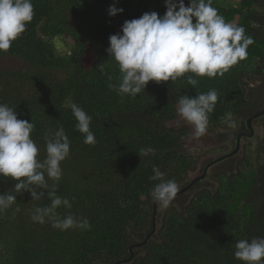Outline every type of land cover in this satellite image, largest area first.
Here are the masks:
<instances>
[{"label":"trees","instance_id":"1","mask_svg":"<svg viewBox=\"0 0 264 264\" xmlns=\"http://www.w3.org/2000/svg\"><path fill=\"white\" fill-rule=\"evenodd\" d=\"M32 2V21L7 52H0V103L15 107L18 119L34 123L31 137L40 159L46 156V134L63 125L70 154L61 162L56 194L72 206L57 211L61 217L86 218L90 227L62 231L50 222H33L34 207L50 204L47 190L40 200H32L28 191L17 194L16 204L0 213V264H244L234 257L236 242L264 237V136L235 171L215 173L213 182L196 188L181 207L172 202L158 211L156 203L154 216L150 192L158 181L149 177L156 166L182 188L197 168L198 158L187 147L194 132L177 112L181 95L217 90L207 132L228 131L223 118L232 113L240 123L237 134L264 105V99L248 95L255 79L261 80L264 95L263 0L212 2L226 22L242 25L252 38L246 59L222 76H194V88L186 80L191 73L176 81H149L135 97L109 87L119 83L120 72L106 51L108 37L144 12L162 16L164 0ZM113 4L123 11L109 16ZM58 36L71 40L60 52L54 42ZM72 103L92 116L94 145L84 143V134L76 130ZM149 147L154 155L139 156ZM16 182L0 177V194Z\"/></svg>","mask_w":264,"mask_h":264},{"label":"clouds","instance_id":"2","mask_svg":"<svg viewBox=\"0 0 264 264\" xmlns=\"http://www.w3.org/2000/svg\"><path fill=\"white\" fill-rule=\"evenodd\" d=\"M212 2L188 0L186 6L184 0H164L166 11L162 16L150 11L139 18L125 20L121 31L108 37L106 51L118 64L120 72L119 83L109 84V87L120 96L135 97L144 91L149 81H176L191 73L193 75H187L186 80L194 88L198 84L194 76H222L246 59L252 38L246 35L242 25L226 22ZM107 11L109 16H114L123 9L113 4ZM34 15L32 0H0V52L10 49ZM217 101L215 89L179 97L177 112L193 125L196 137L206 133L209 114ZM70 108L76 119V130L84 134V143L94 145L95 135L90 130L92 116L75 103L70 104ZM223 122L228 128L237 127L232 113H227ZM34 127L33 122L17 118L15 107L0 103V177L17 181L10 191L0 194V213L16 204L17 194L28 191L32 200H40L47 190L50 204L34 207L33 222H50L53 228L62 231L88 229L86 218H77L72 213L61 217L57 211L61 206L66 209L72 206L68 198L56 194L62 178L61 162L70 154V141L63 125L46 134L44 159H40L39 146L31 137ZM138 154L154 155L155 150L149 147ZM153 173L149 180L158 183L150 192L152 201L166 209L180 186L174 179H165V173L156 166ZM48 180L53 181L51 186ZM122 206L125 205L122 203ZM19 210V207L15 209ZM234 257L244 264H264V237L238 240Z\"/></svg>","mask_w":264,"mask_h":264},{"label":"rangeland","instance_id":"3","mask_svg":"<svg viewBox=\"0 0 264 264\" xmlns=\"http://www.w3.org/2000/svg\"><path fill=\"white\" fill-rule=\"evenodd\" d=\"M231 2H236L237 0H230ZM71 40L63 39L61 36L55 38L54 42L57 47V50L60 52L66 48V45ZM261 80L255 79L249 83L248 95L251 97L258 96L259 99H264L263 93L260 91L262 87L260 86ZM183 120V121H181ZM181 123H187L192 128L194 132V127L183 118H181ZM237 126L240 124L236 123ZM237 128V127H236ZM236 128H230L228 131L226 129H217L214 132H207L200 136L196 137L193 133V137L188 142L187 147L188 151L194 153L197 158V168L189 173L188 180L200 172V167L203 162H207L208 160L219 156L220 154L231 150L234 147V139L236 136L235 130ZM254 134L251 137H242L240 139L239 148L235 155L232 157L223 159L214 165H212L208 171L204 179L200 180L199 184L195 186L193 189H190L184 192L182 195H179L176 199L173 200L177 207H181L194 193L193 191L196 188L201 186H208L213 182V175L219 171H227L233 172L236 169V165L240 162L243 156L248 154H253L256 151L257 141L260 140L264 136V126L261 118H257L253 122ZM215 150V151H214ZM204 152V153H203ZM205 154V156H203ZM199 176V175H198ZM158 211L164 209L159 203H157Z\"/></svg>","mask_w":264,"mask_h":264},{"label":"water","instance_id":"4","mask_svg":"<svg viewBox=\"0 0 264 264\" xmlns=\"http://www.w3.org/2000/svg\"><path fill=\"white\" fill-rule=\"evenodd\" d=\"M263 17H264V0H263ZM262 70L264 72V63L262 64ZM258 117H264V105L258 111L254 112L253 114H251L249 117L246 118V130L247 131L246 132L239 133L237 135L236 142H235V147L233 148V150L232 151H229V152H226V153H223V154L217 156L216 158L212 159L210 162H208L206 164V166L204 167L202 174L200 176H198L197 178H195V179H199V178L203 177V175L206 172V169L210 165H212V164H214V163H216V162H218L220 160L226 159L227 157L233 155L237 151V149H238L240 136L241 135H244L246 137H251L254 134V130H253L252 126H251V123H252V121L254 119H256ZM191 183H192V181L190 182V184ZM187 188H188V185L182 187L178 193L182 192L183 190H185ZM155 208H156V203L153 204V213H152L153 216L155 215ZM153 228H154V223H153V226H152V230H153ZM148 236H149V234H146V236H145L144 239H146ZM126 260H128V259L120 260L119 262H125ZM116 262H112V263H102V264H114Z\"/></svg>","mask_w":264,"mask_h":264},{"label":"flooded vegetation","instance_id":"5","mask_svg":"<svg viewBox=\"0 0 264 264\" xmlns=\"http://www.w3.org/2000/svg\"><path fill=\"white\" fill-rule=\"evenodd\" d=\"M258 111V110H257ZM259 118H264V117H258V119ZM257 119V118H256ZM256 119H254L253 121H252V123H251V126H252V128H253V122L256 120ZM264 126V125H263ZM253 130H254V128H253ZM247 130H246V125H245V128L241 131V132H239V133H242V132H246ZM239 133H237L236 134V136H235V139H234V147H235V142H236V137H237V135L239 134ZM242 137H245V138H247L246 136H244V135H241L240 136V139L242 138ZM240 139H239V143H240ZM233 147V148H234ZM233 148L231 149V150H229V151H232L233 150ZM238 148H239V145H238ZM229 151H226V152H229ZM237 151H238V149H237ZM236 151V152H237ZM226 152H224V153H226ZM236 152L233 154V155H235L236 154ZM223 154V153H222ZM221 155V154H220ZM233 155H231V156H229V157H232ZM229 157H227V158H229ZM216 158V157H215ZM212 159H214V158H212ZM212 159H210V160H208L207 161V163L208 162H210ZM221 161V160H220ZM219 162V161H218ZM206 163V164H207ZM217 163V162H216ZM215 164V163H214ZM214 164H212V165H214ZM212 165H210L209 167H211ZM206 166V165H205ZM204 166V167H205ZM208 167V168H209ZM207 168V169H208ZM204 169V168H203ZM207 169H206V172H207ZM202 172H203V170H202ZM202 172L199 174V176L202 174ZM206 172H205V174L203 175V177H201V178H199V179H195V178H197L198 177V175H196V176H194V177H192L191 179H190V181L185 185V186H187L188 185V188L190 187V186H192V184L194 183V181H200V180H202L203 178H204V176L206 175ZM192 181V183L190 184V182ZM181 189V188H180Z\"/></svg>","mask_w":264,"mask_h":264}]
</instances>
